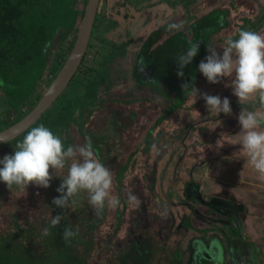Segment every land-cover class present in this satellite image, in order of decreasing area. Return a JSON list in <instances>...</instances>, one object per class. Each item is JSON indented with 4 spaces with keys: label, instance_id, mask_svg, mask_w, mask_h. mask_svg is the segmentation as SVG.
<instances>
[{
    "label": "flooded vegetation",
    "instance_id": "obj_1",
    "mask_svg": "<svg viewBox=\"0 0 264 264\" xmlns=\"http://www.w3.org/2000/svg\"><path fill=\"white\" fill-rule=\"evenodd\" d=\"M105 1L100 0L89 44L77 72L35 125L42 124L58 135L65 148L83 146L86 138H90L100 162L113 173L112 195L119 204L115 208L106 207L97 217L88 204L87 193H81L73 209L57 208L52 201L60 196L57 188L62 183L61 178L67 175L65 168L58 173L61 178L54 177L50 188L28 187L34 197H43L40 205L33 204V218L25 221L17 213H11L13 222L10 221L9 226L12 229H0V234L13 231L17 224L19 229L15 232L23 230L33 235L34 249L51 236L54 229L62 234L65 226H70L77 232L79 241L76 240L75 257L65 258L69 264L71 261L81 264L86 259L92 264L100 259L106 264H197L192 260L197 241L200 239L199 244L208 245L218 235L226 246L224 264H231L227 245L241 240L231 215L240 219L239 208L226 200L215 204L208 196L203 201L191 181L182 189L185 201L178 202L175 196L168 197L170 201L163 198L159 201L153 186V171L158 161L150 159L149 152L161 146L162 150H167L166 136L178 142L173 152L179 148L189 154L197 151L195 114L199 105L206 102L198 98L195 103V98L185 95L182 84L194 82L199 90L204 83L202 88L209 95H223L230 81L225 78L218 87L210 84L199 71V64L209 55V46L222 54L225 41L235 36L231 32L234 26L231 24L225 29L221 25L225 13L219 10L215 15L211 9L190 20H183L181 14L168 20L157 19L155 13L166 9L157 5L154 12L149 4L138 5L145 9L133 10L139 12L138 15L126 19L127 9ZM166 12L171 14L175 10ZM171 24H182L183 28L170 31ZM190 42L198 43L199 52L181 78L177 75L176 56L186 51ZM58 101L60 106H56ZM209 114L206 119L214 118L222 130L235 119L221 120L223 113L210 118L213 113ZM21 117L17 113L13 115L15 122ZM218 126L208 131L207 140L214 136ZM5 186L0 181L2 197L6 195ZM129 194L137 197L138 206L129 203ZM200 208L215 213L216 217L204 216ZM56 215L64 219L57 228H50V221ZM198 220L205 222L201 230L195 226ZM45 228H50V235L43 234ZM38 237H42L40 241ZM234 258H238V254Z\"/></svg>",
    "mask_w": 264,
    "mask_h": 264
},
{
    "label": "clouds",
    "instance_id": "obj_2",
    "mask_svg": "<svg viewBox=\"0 0 264 264\" xmlns=\"http://www.w3.org/2000/svg\"><path fill=\"white\" fill-rule=\"evenodd\" d=\"M182 24H171L169 30H181ZM198 43H191L186 51L176 56L178 77H184V69L198 55ZM209 55L199 64V71L210 84H220L225 78L230 83L225 87L233 89L242 110L238 121L240 132L232 136V144L240 145L239 152L247 156L251 165L264 179V35L254 31L241 30L238 39H227L220 54L215 47H208ZM182 89L186 96L202 98L209 113L220 116L232 115L230 100L225 97L201 94L193 84L185 82ZM258 97V107L249 110L245 103ZM83 146L65 148L61 138L44 125L31 128L22 142L15 146L14 154L0 159V181L11 191L14 187L26 191L29 186L48 189L54 177L67 168V175L57 192L60 196L52 203L60 209H73L81 193H87L88 204L100 217L105 208H115L119 201L112 195L113 173L94 152L92 141L86 138ZM155 147V145L153 146ZM131 204L139 205L137 197L128 195ZM64 216L56 215L50 221V228L60 225ZM50 228L43 234L50 235ZM77 235L70 227L65 228L63 239L70 243Z\"/></svg>",
    "mask_w": 264,
    "mask_h": 264
},
{
    "label": "crops",
    "instance_id": "obj_3",
    "mask_svg": "<svg viewBox=\"0 0 264 264\" xmlns=\"http://www.w3.org/2000/svg\"><path fill=\"white\" fill-rule=\"evenodd\" d=\"M250 2H252V0L239 2V4H237L240 6L239 8H241L239 12L247 11L250 13L254 11ZM260 2L261 7H263L264 0H260ZM231 9L232 6H217L211 8L215 15L219 13V10L220 13H225L223 14L224 16L221 24L225 29L227 26L231 27V24L235 26L234 22L239 21V19L230 15L232 12ZM214 13H212V15H214ZM263 17L264 7L260 20L263 19ZM260 23L262 24L260 28L264 29V20ZM238 24H240V22H238ZM261 31L262 29L258 30L257 33L264 35V31ZM231 32L232 34L235 32L234 27ZM47 44L49 47L50 43ZM48 47L44 50L45 53ZM222 93L221 99L227 97L231 102L232 115H224L221 116L220 119H225L226 121L229 120V118L235 119L230 120V122L227 123L228 126L222 130V126H218L214 118L211 119V121L208 118L206 119V117H208L207 115L210 114L207 112L208 108L206 104H204L206 107V116L203 121H208V131L218 126L214 129V136H210L207 140L208 131L206 137H203V133L199 131L198 127L196 139L198 147H195L197 151L191 154L180 151V148L176 152H173V150L178 147V142L175 139L168 140L169 138L166 136V141L169 143L167 150H162L161 146L159 149L149 152L150 159H155L156 162L158 161V165L153 171V186L155 187V194L159 201H161L162 198L169 200L168 197L171 198L173 196L177 198L178 202L179 200L185 201L186 199L183 198L182 189H184L183 187L188 181H191L201 193L199 197L203 201H206L205 197L208 196L217 204L223 200L232 203L233 206L239 208L241 211L240 219L243 227V238L238 240V242L252 245V247L246 249L247 252L245 251L243 255L236 258L237 264H264V179L260 177L259 173L251 165L246 164V154L239 152L241 146L232 144V136L240 132L238 116L243 106L240 105L238 98L232 95L233 89L231 90V87H228L225 92ZM248 103L249 101L245 103V106L254 110L255 107H258V97L252 104ZM215 115L218 114L213 113L210 118ZM195 116H197V113ZM221 132L223 133L221 134ZM203 138L206 139L204 140ZM210 139L211 143H209ZM171 141H173L174 144ZM204 145H206L205 149L203 148ZM162 152H164V155H162ZM156 162L154 165H156ZM150 168L152 169L153 167ZM146 172L147 170H144V173ZM256 180H261L262 182ZM200 210L204 216L209 217L213 214V216L216 217L215 213L207 209L200 208ZM203 225H205V222L198 220L195 226L197 230H201ZM227 229L230 232V227ZM215 231L216 230H214V232ZM217 237L219 236L217 235ZM232 243L237 244L236 242ZM253 252H255V254L250 256Z\"/></svg>",
    "mask_w": 264,
    "mask_h": 264
},
{
    "label": "trees",
    "instance_id": "obj_4",
    "mask_svg": "<svg viewBox=\"0 0 264 264\" xmlns=\"http://www.w3.org/2000/svg\"><path fill=\"white\" fill-rule=\"evenodd\" d=\"M84 12L75 7V0H0V85L3 92L8 88L12 99L25 103L47 69L57 33L72 31L78 16L83 17ZM47 43L50 44L45 53ZM32 108L33 105L27 112ZM28 131L10 143L22 142ZM14 227L19 229L17 224ZM16 229L0 234V264H56L51 262L52 256L73 259L74 251L78 250V236L66 243L61 236L64 230L60 235L59 230L54 229L51 236L33 249V235L23 230L15 232ZM70 264L80 263L71 261ZM81 264L92 263L86 259Z\"/></svg>",
    "mask_w": 264,
    "mask_h": 264
},
{
    "label": "rangeland",
    "instance_id": "obj_5",
    "mask_svg": "<svg viewBox=\"0 0 264 264\" xmlns=\"http://www.w3.org/2000/svg\"><path fill=\"white\" fill-rule=\"evenodd\" d=\"M87 1L88 0H75V7L79 11L82 12L86 8ZM187 1L188 0H185V1L184 0H106L105 2L108 4H112V5H119V6L122 5L123 9H127L129 13L125 16L126 19H130L131 17L135 18V16L138 15L139 12H134L133 10H136V9L139 11L144 10L145 9L144 7L138 8V5H143V4L145 5L149 4L153 6L151 10L153 9L154 12L157 9L156 7L157 5H161L162 8H165L166 10L174 9L175 12L171 14H169V12H166V10L165 12L155 13L157 14L156 15L157 19H165V20H168L170 19V17L175 16V15H180V14L184 16L182 18L183 20L184 19L190 20V19H194L196 16H200L206 13L211 8H214L217 6H220V7L232 6V9H231L232 12L230 15L232 17L234 16L237 19H239V21L234 22L235 23V26H234L235 32L233 33V35H235L233 38L234 40L238 39V34L241 30L257 32L258 30L262 29V31H264L263 28H260L262 25L260 22L264 20V17L263 19L260 20L262 9L264 7V6L261 7L260 0H252V2H250L251 7L254 8V11L250 13L247 11H243L241 13L239 12L241 8H239L240 6L237 5L238 0H192L188 2ZM243 1H246V0H240L239 2H243ZM82 20H83V17L79 15L72 31H69V32L61 31L57 33L55 40H54L55 42L52 46V53L48 61L47 69L42 74L40 80L38 81L34 90L32 91L31 96L25 103L20 104L19 100H17L16 98L12 99V96L10 95L11 93H8L10 91V89L8 88L4 89L5 92L7 93L6 95V93L3 92V86L0 85V131L12 125L15 122V120L13 119V115H14L13 113H17L20 117L23 116L25 112L28 111V108L30 109V106L32 107V105H34L36 100L42 97L43 93L46 91V89L52 82L53 75L56 76L60 68L63 66L64 61L66 60L67 56L69 55L72 49V46L75 42V39L77 37L78 31L81 27ZM238 22H240V24H238ZM204 85H205L204 83L200 85L201 89L199 88V92L201 94H204V93L208 94V92L202 88L204 87ZM216 85H217L216 87L219 86V84H216ZM256 98L257 97L254 96L252 99L249 100V103L252 104L256 100ZM60 101L57 102L58 104L56 103V106H60ZM203 102L205 101L203 100ZM248 108L249 110H251L250 107ZM205 110H206V107L204 106V103H203L199 105L196 111L199 131L203 133V137H206L207 131L209 129L207 125L208 121H203V119L206 116ZM203 139L205 140L206 138H203ZM223 140L225 141L224 137H223ZM16 144L17 143H9L7 145L0 146V159H3L5 155L14 154V151H15L14 148ZM205 146L206 145H204L203 147L204 149L206 148ZM134 163L138 165L137 161H135ZM217 164L219 165L218 162ZM0 167H2V165H0ZM256 181L262 182L261 180H256ZM5 188H6L5 189L6 195H4L3 197L0 195V229H3V228L12 229L9 226L10 221H12L11 213L14 215L15 213H17L20 216V218L27 221L29 217L33 218V204H36L37 206L40 205V200H42L43 197L41 196L34 197L33 191L29 189H27L26 191H20L14 187L10 191L7 185L5 186ZM199 241L200 239L197 241V243H200ZM263 241H264V238H263ZM233 242H236L237 244L231 243L227 245L229 249V254L231 256L233 254L234 256L235 254H238V257H240V255H243L245 253L247 248L252 247V245H249L247 243H240L238 242V240L233 241ZM263 245H264V242H263ZM223 248L226 249V246L223 245ZM254 254L255 252H253L250 256H253ZM50 255L52 256V253H50ZM97 261H99L97 262V264H106L105 260L100 259ZM51 262H55L56 264H69L68 261L65 260V258L61 257L60 259L58 257L57 259H55V256L51 257Z\"/></svg>",
    "mask_w": 264,
    "mask_h": 264
},
{
    "label": "water",
    "instance_id": "obj_6",
    "mask_svg": "<svg viewBox=\"0 0 264 264\" xmlns=\"http://www.w3.org/2000/svg\"><path fill=\"white\" fill-rule=\"evenodd\" d=\"M99 4L100 0L87 1L81 27L63 66L36 105L15 123L0 131V146L14 141L35 125L67 88L87 50ZM47 47L48 44L45 46V50ZM209 143H211V139ZM231 218L234 219L237 225L240 238H243L241 219L233 215H231ZM215 237L208 245L201 242V244L198 243L193 248L192 260L195 263L202 264L204 261H208L210 264H224L225 248H223V243L220 238ZM230 263L237 264V259L234 258V254L232 256L230 255Z\"/></svg>",
    "mask_w": 264,
    "mask_h": 264
}]
</instances>
